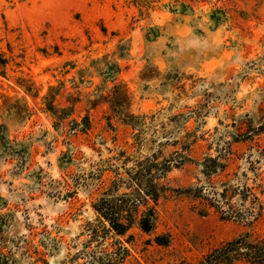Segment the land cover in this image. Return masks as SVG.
Wrapping results in <instances>:
<instances>
[{
  "label": "rangeland",
  "instance_id": "rangeland-1",
  "mask_svg": "<svg viewBox=\"0 0 264 264\" xmlns=\"http://www.w3.org/2000/svg\"><path fill=\"white\" fill-rule=\"evenodd\" d=\"M263 153L264 0H0V264H74L94 204L146 158L171 167L123 264L262 238L264 210L223 220L191 187L240 177L264 202Z\"/></svg>",
  "mask_w": 264,
  "mask_h": 264
},
{
  "label": "trees",
  "instance_id": "trees-1",
  "mask_svg": "<svg viewBox=\"0 0 264 264\" xmlns=\"http://www.w3.org/2000/svg\"><path fill=\"white\" fill-rule=\"evenodd\" d=\"M229 153L228 151L227 155ZM261 157L264 159V153ZM249 162L251 165L260 163L261 158ZM200 165L203 175L208 179L227 168V163L223 161L221 155L207 156ZM135 167L136 169L127 170V177L118 176L113 180L110 188L94 204L97 216L95 221L87 226L89 238L83 250L71 257L74 264H123L129 250L119 237L126 235L138 225L146 232L155 227L157 221L155 206L161 193L166 190L165 184L160 180L165 177L171 165L170 162L162 164L146 158ZM242 175L244 179L247 178L246 173ZM121 186L131 190L120 193ZM191 195L214 207L223 220H238L252 224L261 217L264 210V202L254 187L247 185L240 177L236 178L235 183L232 181L222 183L220 189L207 184L191 187ZM234 199H237V203L233 202ZM150 201L154 204L151 205ZM110 238L113 242L107 244ZM239 263L264 264V237L240 235L210 250L198 260L183 259L168 264Z\"/></svg>",
  "mask_w": 264,
  "mask_h": 264
}]
</instances>
